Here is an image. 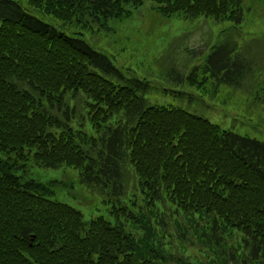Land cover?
<instances>
[{
    "label": "trees",
    "instance_id": "16d2710c",
    "mask_svg": "<svg viewBox=\"0 0 264 264\" xmlns=\"http://www.w3.org/2000/svg\"><path fill=\"white\" fill-rule=\"evenodd\" d=\"M148 1L231 35L251 0H0V264H264V142L153 94L222 85L264 110V81L238 80L233 35L159 88L115 67L84 32ZM26 163L76 170L108 218L53 200Z\"/></svg>",
    "mask_w": 264,
    "mask_h": 264
},
{
    "label": "rangeland",
    "instance_id": "374dc122",
    "mask_svg": "<svg viewBox=\"0 0 264 264\" xmlns=\"http://www.w3.org/2000/svg\"><path fill=\"white\" fill-rule=\"evenodd\" d=\"M16 1L28 10L27 0ZM152 4L145 2L140 7L132 8L128 17L110 19L102 26L94 24L91 30L84 32V36L100 52L103 50L112 56L115 67L137 79L147 78L159 88L163 71L174 68L184 75L196 60L202 64L218 41L220 44L222 40L227 42V38L230 40L233 35L235 42H231V46L235 47V43H238L236 50L241 65L238 69L242 70L241 75L237 76L238 80L245 86L262 79L264 81V39H260L264 34V0L249 1L243 26H238L231 35L228 31L220 33L228 27V22L214 25L210 18L204 17L188 21L180 14L166 18ZM255 22L257 26L253 25ZM257 27L261 28L256 33L254 28ZM167 87L166 92L161 93L160 89L153 92L159 105L181 107L208 119L223 130L264 142V110H260V106L247 108L260 101V94L252 92L249 97L237 91L232 94L222 85L217 96H212L208 90ZM178 89L182 96L174 94ZM17 175L41 183L54 182L52 199L79 210L85 221L97 216L108 218V206L102 203L99 193L82 185L78 172L70 167H38L26 163L17 171ZM131 182L134 185L133 175Z\"/></svg>",
    "mask_w": 264,
    "mask_h": 264
}]
</instances>
